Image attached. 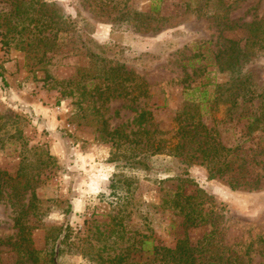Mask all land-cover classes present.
Returning a JSON list of instances; mask_svg holds the SVG:
<instances>
[{
	"label": "rangeland",
	"instance_id": "obj_1",
	"mask_svg": "<svg viewBox=\"0 0 264 264\" xmlns=\"http://www.w3.org/2000/svg\"><path fill=\"white\" fill-rule=\"evenodd\" d=\"M0 171V264H264V0H0Z\"/></svg>",
	"mask_w": 264,
	"mask_h": 264
},
{
	"label": "trees",
	"instance_id": "obj_2",
	"mask_svg": "<svg viewBox=\"0 0 264 264\" xmlns=\"http://www.w3.org/2000/svg\"><path fill=\"white\" fill-rule=\"evenodd\" d=\"M198 141L199 142L200 141L201 142H206V140H202V139H199ZM0 173H1V171H0ZM0 196H1V191H0ZM31 196H34L32 192H31ZM31 206H32L31 202H28L27 207L23 208V206H22L20 212L14 210V208H13V211L16 212V215L13 218V222H14L15 227L18 229V233L21 234V235H23L24 233H28L29 232V229H28L29 227L26 226L25 222H22L21 216H22V213L23 212H27V210ZM190 206L191 205L186 206V204L183 203V205H181V208L187 209ZM68 229H69L68 226H65V227L62 226V227L59 228V231H58V233L56 235H59L60 233H62V230L64 231L63 234H62V238L58 240L59 243H61L62 240H64V238L66 237V233H67ZM55 239H53V240H55ZM55 242L56 241L50 242V241H48V238H47V240L45 242L44 251H42V254H43L42 257L39 256V254L41 252L38 251L37 249H35L34 247H32L30 243H26V244H18V243H16L15 247L16 246H17V248L19 247L23 251V253L25 255V259L23 260V262L17 263V264H40L41 261L44 264H57V262H56L57 261L56 254H58L59 251H56L58 249L55 248ZM154 249H156V247H154ZM158 252L159 251L155 250V253L159 254ZM164 252H165V254L173 252L174 255L172 257H173V259H175L174 261H175L176 264H177V262H179V260L182 259L181 258L182 256H179L176 253L177 251L175 252L174 250L164 249ZM122 259H123L122 257H119L117 261H122ZM14 264H16V263H14Z\"/></svg>",
	"mask_w": 264,
	"mask_h": 264
}]
</instances>
